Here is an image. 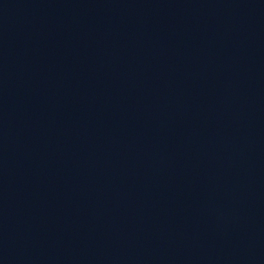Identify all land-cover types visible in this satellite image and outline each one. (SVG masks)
<instances>
[{
	"label": "water",
	"instance_id": "water-1",
	"mask_svg": "<svg viewBox=\"0 0 264 264\" xmlns=\"http://www.w3.org/2000/svg\"><path fill=\"white\" fill-rule=\"evenodd\" d=\"M0 264H264V0H0Z\"/></svg>",
	"mask_w": 264,
	"mask_h": 264
}]
</instances>
